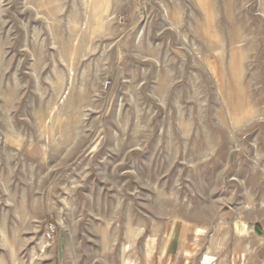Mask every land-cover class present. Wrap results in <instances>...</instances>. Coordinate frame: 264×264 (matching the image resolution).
Returning a JSON list of instances; mask_svg holds the SVG:
<instances>
[{
  "label": "rangeland",
  "instance_id": "1",
  "mask_svg": "<svg viewBox=\"0 0 264 264\" xmlns=\"http://www.w3.org/2000/svg\"><path fill=\"white\" fill-rule=\"evenodd\" d=\"M0 264H264V0H0Z\"/></svg>",
  "mask_w": 264,
  "mask_h": 264
}]
</instances>
